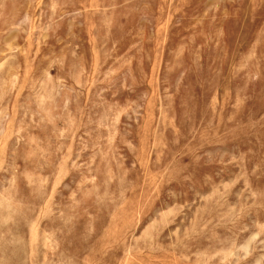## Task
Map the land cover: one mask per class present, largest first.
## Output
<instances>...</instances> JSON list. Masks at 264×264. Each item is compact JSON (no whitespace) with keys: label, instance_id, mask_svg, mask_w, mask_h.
I'll return each mask as SVG.
<instances>
[{"label":"rangeland","instance_id":"374dc122","mask_svg":"<svg viewBox=\"0 0 264 264\" xmlns=\"http://www.w3.org/2000/svg\"><path fill=\"white\" fill-rule=\"evenodd\" d=\"M0 264H264V0H0Z\"/></svg>","mask_w":264,"mask_h":264}]
</instances>
